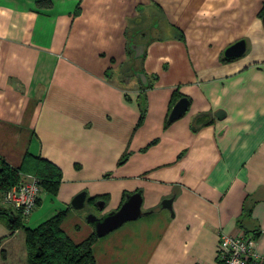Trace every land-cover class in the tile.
<instances>
[{
  "label": "crops",
  "instance_id": "0c3cea01",
  "mask_svg": "<svg viewBox=\"0 0 264 264\" xmlns=\"http://www.w3.org/2000/svg\"><path fill=\"white\" fill-rule=\"evenodd\" d=\"M263 9L264 0H0V156L13 167L40 156L61 171L24 225L66 211L61 227L80 243L95 234L89 211L141 191L148 213L97 237L96 264H218L220 235L242 232L257 235L249 264H264ZM132 39L148 43L144 58L133 60ZM242 39L245 52L225 56ZM182 97L188 109L169 121ZM82 191L89 204L76 210ZM0 207L18 214L1 192ZM0 264H28L24 230L2 221Z\"/></svg>",
  "mask_w": 264,
  "mask_h": 264
},
{
  "label": "trees",
  "instance_id": "16d2710c",
  "mask_svg": "<svg viewBox=\"0 0 264 264\" xmlns=\"http://www.w3.org/2000/svg\"><path fill=\"white\" fill-rule=\"evenodd\" d=\"M263 14L264 9L261 15ZM143 116L144 110L139 122ZM23 174L39 178L42 188L51 193L57 192L61 181L60 169L45 158L28 154L21 166L13 167L0 156L1 193L19 183ZM65 215L66 211H61L36 227H28L24 225L20 211L14 214L11 210L0 207V221L5 222L10 231L22 228L26 234L28 264H96L92 246L98 236L95 233L84 241L75 243L61 227ZM245 233L253 235L255 239L257 237L255 233Z\"/></svg>",
  "mask_w": 264,
  "mask_h": 264
},
{
  "label": "water",
  "instance_id": "95a60500",
  "mask_svg": "<svg viewBox=\"0 0 264 264\" xmlns=\"http://www.w3.org/2000/svg\"><path fill=\"white\" fill-rule=\"evenodd\" d=\"M262 22L264 25V14L262 16ZM144 43H137L133 39L131 40L130 47L134 51V60L141 59L145 57L146 46ZM246 50L245 40H239L229 46L225 51V56L233 57L242 55ZM134 68V67H133ZM134 74L140 79L145 87L149 86V80L146 73L142 70H135ZM189 107V100L186 97L180 98L169 114V121H174L180 116H182ZM216 116L222 118L224 116V111L219 110L216 112ZM172 198H167L163 200L162 207L167 208L172 211ZM104 201H97L95 206L99 209H103ZM89 204V199L87 197V192L82 191L78 193L72 200L71 205L76 210H83ZM143 197L142 192L137 191L134 193L127 194L126 200L122 205L116 209L112 210L106 214L97 215L94 212L89 211L86 215V220L94 226L95 233L98 237H103L111 231L119 228L124 223L138 219L141 215L148 213L142 209Z\"/></svg>",
  "mask_w": 264,
  "mask_h": 264
},
{
  "label": "built area",
  "instance_id": "2783aa9c",
  "mask_svg": "<svg viewBox=\"0 0 264 264\" xmlns=\"http://www.w3.org/2000/svg\"><path fill=\"white\" fill-rule=\"evenodd\" d=\"M43 188L34 175L23 174L19 183L2 193L3 201L20 211L23 220L28 218L37 206ZM256 239L245 232L222 233L218 245V264H249L257 259L254 253Z\"/></svg>",
  "mask_w": 264,
  "mask_h": 264
},
{
  "label": "rangeland",
  "instance_id": "374dc122",
  "mask_svg": "<svg viewBox=\"0 0 264 264\" xmlns=\"http://www.w3.org/2000/svg\"><path fill=\"white\" fill-rule=\"evenodd\" d=\"M149 22H145V23H143V24H139V25H137V26H134V30H135V28H137V27H144V28H148L149 27ZM145 36V35H144ZM144 36H143V38H144ZM136 66L137 67H139V60L136 62ZM130 73V69H127V70H125L124 72H120V79H121V81H126V79H125V77H126V75H128Z\"/></svg>",
  "mask_w": 264,
  "mask_h": 264
},
{
  "label": "flooded vegetation",
  "instance_id": "af4514ba",
  "mask_svg": "<svg viewBox=\"0 0 264 264\" xmlns=\"http://www.w3.org/2000/svg\"><path fill=\"white\" fill-rule=\"evenodd\" d=\"M145 32H146V35H147V39L150 38V37H152V34L150 33L149 30H148V31L145 30ZM148 32H149V33H148Z\"/></svg>",
  "mask_w": 264,
  "mask_h": 264
}]
</instances>
